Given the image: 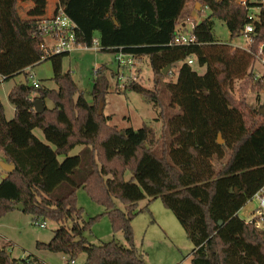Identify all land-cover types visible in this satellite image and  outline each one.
I'll return each instance as SVG.
<instances>
[{
  "label": "trees",
  "instance_id": "16d2710c",
  "mask_svg": "<svg viewBox=\"0 0 264 264\" xmlns=\"http://www.w3.org/2000/svg\"><path fill=\"white\" fill-rule=\"evenodd\" d=\"M193 1L57 0L75 25L79 46L90 48L97 40L99 51L132 55L136 62L148 59L155 90L136 80L122 89L116 84L115 91L135 92L156 107L157 84L163 83L169 107L178 113L164 121L171 143L159 157L153 152L159 140L151 127L117 129L109 124L111 116L99 111L108 91L104 67L96 71L91 103L81 93L74 99L76 87L69 72H62L68 53L46 55L40 49L45 38L38 33L39 19L22 18L18 0H0V77L7 81L25 72L28 80V68L48 61L51 80L58 87V91L31 84L13 87L8 93L14 107L11 120H6L0 103V156L14 166L0 181V216L20 204L33 222L56 223L52 238L37 243L38 249L70 261L84 254L85 264H146L134 246L131 222L138 213L136 204L148 198L160 199L182 227L193 246L191 264H264V228L238 216L264 189V118L230 93L236 80L252 85L251 92L264 90V83H252L254 55L259 45L264 47V0H245V5L239 0H200L210 13L193 24L195 43L172 45L185 27L184 22L178 24L182 10ZM40 14L34 9L29 15ZM249 14L255 16L253 21ZM213 19L224 23L231 39L244 37V27L251 24L248 50L232 51L216 42ZM188 59L205 73L198 75ZM176 63L181 66L173 81ZM46 98L53 101V108L45 106ZM35 99L44 104L39 114L33 110ZM34 129L42 131L50 146L34 136ZM77 146L82 148L79 154L69 157ZM125 170L131 174L129 181L123 179ZM79 188L104 208L102 215L125 244L88 243L85 233L97 217L82 219L75 198ZM67 222L69 228L64 226ZM0 264L43 263L12 259L0 248Z\"/></svg>",
  "mask_w": 264,
  "mask_h": 264
},
{
  "label": "rangeland",
  "instance_id": "374dc122",
  "mask_svg": "<svg viewBox=\"0 0 264 264\" xmlns=\"http://www.w3.org/2000/svg\"><path fill=\"white\" fill-rule=\"evenodd\" d=\"M200 0H194L186 4L182 10L178 24L184 22L185 27H181L182 33H188L192 24H197L209 16V11L201 7ZM128 6V2H126ZM200 13V14H199ZM212 34L216 42L235 48L245 49L247 47L246 38L238 36L230 38V34L219 19H213ZM179 31V27L176 28ZM181 33V34H182ZM181 63H176L172 67L175 75L178 72ZM104 67V76L108 81V91L104 95V101L99 105V111L105 116H111L110 125L117 129L137 130L142 125H148L154 131L159 144L154 148L155 155L162 157L163 150L170 149L171 136L164 127V121L178 113V109L169 107V97L164 89L163 83L157 84L159 94V105L144 101V99L135 92L123 90L121 93L115 91L117 65L114 60V54L102 52L98 49H77L72 51L62 60V72H69L70 77L76 87L77 98L81 93L88 103H91V91L95 80L96 71ZM137 68V69H136ZM192 68L198 75L205 73V68L198 67L195 62ZM135 73L137 83L148 90H155L153 74L147 58L143 57L135 64ZM255 72H261V67L255 64ZM29 77L39 81L41 88L46 90L58 91L57 85L51 80L52 69L48 61L41 62L26 70ZM129 72H124L127 78ZM25 72L18 74L7 81L0 77V103L6 120H11L14 116V107L8 101L9 91L19 85H30V78ZM130 81L128 80L127 83ZM126 83V84H127ZM252 85H245L244 80L233 81L230 90L231 96L236 101H244L249 109L264 108V90L255 93L251 92ZM119 90V89H118ZM35 92L33 95H36ZM53 101L46 98L45 106L48 109L53 108ZM264 118V113L261 115ZM34 136L42 143L49 145L40 129L33 130ZM50 146V145H49ZM81 146L75 147L69 157L76 156L81 150ZM2 156H0V161ZM64 157H60L61 162ZM217 168V166H216ZM5 173L0 169V181L5 177ZM131 174L128 170L123 172L124 181H129ZM76 205L82 209V219L86 222L91 218L97 217L85 233V238L91 245H101L111 240L120 244H125L121 233H113L107 215H102L104 208L93 201L87 191L79 188L75 192ZM115 205L120 210L124 206L118 200H114ZM138 212L131 222L133 243L138 253L141 254L146 264H191L192 244L186 238L185 232L179 225L172 212L166 209L160 199L150 200L148 198L139 201L135 206ZM264 212L259 210L256 198L248 201L239 211V218L245 222H251L257 228H264V220L258 219ZM45 227L39 228L34 224L29 214L10 210L0 216V248L4 249L12 259L37 260L44 264H71L70 259L62 254H55L36 247L37 243H48L52 238L53 231L58 225L52 221L45 220ZM66 228L71 226V222L64 224ZM73 264H85V255L80 254L73 259Z\"/></svg>",
  "mask_w": 264,
  "mask_h": 264
},
{
  "label": "built area",
  "instance_id": "2783aa9c",
  "mask_svg": "<svg viewBox=\"0 0 264 264\" xmlns=\"http://www.w3.org/2000/svg\"><path fill=\"white\" fill-rule=\"evenodd\" d=\"M242 5L246 4L245 0H239ZM255 10V9H254ZM255 16L253 14L248 15V20L253 21ZM193 28V24L191 25V29ZM38 33L42 35L45 39L44 42L40 45V49L46 55H57L62 53H70L79 48L81 49H89V47H82L76 44L75 37V25L74 23L63 13L62 9L59 8L56 13L50 15L49 17L43 18L39 20L38 23ZM191 31V30H190ZM253 31V27L251 24H247L243 29L244 37L246 38L247 47L244 50H248V47L251 44V38L249 34ZM195 39L191 35L190 32L182 33L173 38L172 45L175 46H188L190 44H194ZM99 50V46L97 40H93L92 47ZM255 63L261 67V72H255L253 70L252 74V83L256 84L258 82L264 83V47L263 45H259L257 51L254 55ZM115 63L117 65V87L122 89L127 81H136V73H135V64L136 61L132 55L123 54L121 52L117 53L114 56ZM188 65L193 64L192 59L187 60ZM129 72V76L127 78L124 77L125 71ZM31 80L30 84L33 88H38L40 86L39 82L33 80L32 77H29ZM253 198H256L258 201L259 210L264 212V190L258 192ZM260 220H264L263 214L258 217ZM252 222V221H251ZM35 225L39 228L43 229L45 227V223L42 221H35ZM73 264V261L70 262ZM44 264V263H43Z\"/></svg>",
  "mask_w": 264,
  "mask_h": 264
},
{
  "label": "crops",
  "instance_id": "0c3cea01",
  "mask_svg": "<svg viewBox=\"0 0 264 264\" xmlns=\"http://www.w3.org/2000/svg\"><path fill=\"white\" fill-rule=\"evenodd\" d=\"M43 1H44V4L42 6H40V5H37L35 0H18V3H17L18 4V12H19L20 16L24 19H39L40 20V19L49 17L50 15H53L60 8L57 0H43ZM34 9H38L41 12V14L38 16H35V17H31L29 14ZM39 84H40V82H39ZM4 175L6 177V173ZM238 214H239V212H238Z\"/></svg>",
  "mask_w": 264,
  "mask_h": 264
},
{
  "label": "water",
  "instance_id": "95a60500",
  "mask_svg": "<svg viewBox=\"0 0 264 264\" xmlns=\"http://www.w3.org/2000/svg\"><path fill=\"white\" fill-rule=\"evenodd\" d=\"M168 69L169 68H166V70H168ZM166 70H164V73H165ZM32 105H33L34 112L37 113V114L41 113L44 110V104H43V102L40 99L33 100L32 101ZM258 113L260 115H262L264 113V108H259L258 109ZM218 143L219 144L222 143V140H221L220 136H218ZM0 169L6 174H10L14 170V166L10 165V164H7V163H5L3 161H0ZM14 210L19 211V212H24V209H23L22 205H20V204L14 206Z\"/></svg>",
  "mask_w": 264,
  "mask_h": 264
}]
</instances>
